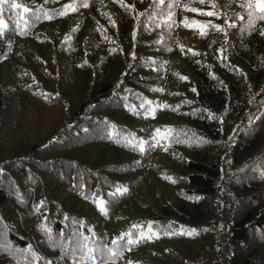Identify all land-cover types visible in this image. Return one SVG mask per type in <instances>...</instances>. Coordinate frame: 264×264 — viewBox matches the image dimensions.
Returning <instances> with one entry per match:
<instances>
[{"label":"trees","instance_id":"1","mask_svg":"<svg viewBox=\"0 0 264 264\" xmlns=\"http://www.w3.org/2000/svg\"><path fill=\"white\" fill-rule=\"evenodd\" d=\"M248 3L0 4V264H264Z\"/></svg>","mask_w":264,"mask_h":264},{"label":"snow or ice","instance_id":"2","mask_svg":"<svg viewBox=\"0 0 264 264\" xmlns=\"http://www.w3.org/2000/svg\"><path fill=\"white\" fill-rule=\"evenodd\" d=\"M4 2H5V0H0V4H2V3H4ZM201 2H203V0H201ZM14 7H15V8H20L21 5H20V4H15ZM247 7H249V8H253V7H255V8L258 9L260 12H264V0H249V3L247 4ZM25 11H27V9H25ZM190 11H192V12H196L197 9H190ZM205 14L208 15V16H213V15H214L213 12H207V13H205ZM262 18H264V17H262ZM6 27H7V25H6L5 21H4L2 18H0V29L6 28ZM203 27H204V26H201L202 29H203ZM193 54L195 55L196 53L193 52ZM185 79H186V78H185ZM193 91H195V90H193ZM157 132H159V130H157ZM142 238H143V237H142ZM115 254H116V253L113 252V255H115Z\"/></svg>","mask_w":264,"mask_h":264},{"label":"rangeland","instance_id":"3","mask_svg":"<svg viewBox=\"0 0 264 264\" xmlns=\"http://www.w3.org/2000/svg\"><path fill=\"white\" fill-rule=\"evenodd\" d=\"M68 19H69V21L70 22H72V21H75V19L74 18H72V16H69V17H67ZM182 41V40H181ZM188 41H189V39H188ZM183 42V41H182ZM185 45L187 44V43H185V42H183ZM188 46V45H187Z\"/></svg>","mask_w":264,"mask_h":264}]
</instances>
